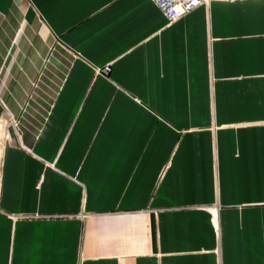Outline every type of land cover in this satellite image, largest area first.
<instances>
[{
    "label": "crops",
    "instance_id": "crops-1",
    "mask_svg": "<svg viewBox=\"0 0 264 264\" xmlns=\"http://www.w3.org/2000/svg\"><path fill=\"white\" fill-rule=\"evenodd\" d=\"M0 122V264H264V0H0Z\"/></svg>",
    "mask_w": 264,
    "mask_h": 264
},
{
    "label": "built area",
    "instance_id": "built-area-1",
    "mask_svg": "<svg viewBox=\"0 0 264 264\" xmlns=\"http://www.w3.org/2000/svg\"><path fill=\"white\" fill-rule=\"evenodd\" d=\"M167 23H173L196 9L206 5L207 0H148Z\"/></svg>",
    "mask_w": 264,
    "mask_h": 264
},
{
    "label": "rangeland",
    "instance_id": "rangeland-1",
    "mask_svg": "<svg viewBox=\"0 0 264 264\" xmlns=\"http://www.w3.org/2000/svg\"><path fill=\"white\" fill-rule=\"evenodd\" d=\"M0 123H2V124H4L3 122H0ZM1 131H0V134H2V129H0ZM0 140H1V138H0Z\"/></svg>",
    "mask_w": 264,
    "mask_h": 264
}]
</instances>
